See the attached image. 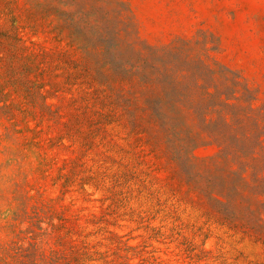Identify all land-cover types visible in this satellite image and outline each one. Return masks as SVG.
Listing matches in <instances>:
<instances>
[{"label":"trees","instance_id":"16d2710c","mask_svg":"<svg viewBox=\"0 0 264 264\" xmlns=\"http://www.w3.org/2000/svg\"><path fill=\"white\" fill-rule=\"evenodd\" d=\"M120 3L0 0V113L13 128L30 125L38 133L44 121L60 118L50 100L80 88L82 112L92 113L71 120L79 126L84 120L87 139L77 142L74 130L56 141L78 143L87 158L101 144L107 156L90 159L81 186L101 192L139 226L143 217L152 221L157 238L196 264H264V110L253 106L238 76L223 71L217 77L203 58L177 47L141 44ZM41 34L73 43L81 60L30 49L25 40ZM112 126L162 145L187 192L143 168L108 134ZM199 139L218 146L203 172L191 170ZM245 242L262 252L249 253ZM94 260L85 252L74 256L75 264Z\"/></svg>","mask_w":264,"mask_h":264},{"label":"rangeland","instance_id":"374dc122","mask_svg":"<svg viewBox=\"0 0 264 264\" xmlns=\"http://www.w3.org/2000/svg\"><path fill=\"white\" fill-rule=\"evenodd\" d=\"M118 1L141 44L177 47L184 56L203 58L217 77L223 71L238 76L253 106L264 110V0ZM25 41L34 51L62 52L75 62L82 58L76 45L49 34ZM81 93L76 87L50 100L61 110L60 118L44 121L38 133L30 125L13 128L0 113V264H75V253L82 252L94 257V264H196L174 243L157 238L152 221L143 217L139 226L101 192L81 186L79 177L90 159L107 158L101 144L95 143L87 158L78 143L56 141L74 130L77 142L87 139L84 120L80 126L71 120L92 113L82 112ZM108 134L163 185L187 192L162 145H149L143 134L126 136L118 126ZM217 152V144L199 139L191 152V170L203 172ZM244 247L262 252L251 242Z\"/></svg>","mask_w":264,"mask_h":264}]
</instances>
